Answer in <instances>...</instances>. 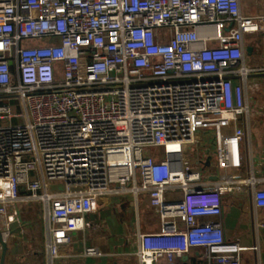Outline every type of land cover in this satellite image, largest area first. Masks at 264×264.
I'll return each mask as SVG.
<instances>
[{"label": "built area", "instance_id": "2783aa9c", "mask_svg": "<svg viewBox=\"0 0 264 264\" xmlns=\"http://www.w3.org/2000/svg\"><path fill=\"white\" fill-rule=\"evenodd\" d=\"M254 38L264 0H0V222L18 262L89 239L92 214L127 193L140 264H258L218 220L239 175L205 182L185 157L206 137L221 169L260 157L227 94ZM248 181L264 208V177Z\"/></svg>", "mask_w": 264, "mask_h": 264}, {"label": "crops", "instance_id": "0c3cea01", "mask_svg": "<svg viewBox=\"0 0 264 264\" xmlns=\"http://www.w3.org/2000/svg\"><path fill=\"white\" fill-rule=\"evenodd\" d=\"M239 67H244L247 74L244 77H231L227 94L233 100L244 101L248 105V113L240 120L246 134L245 154L253 152L260 157L255 161L249 160L239 168L225 170L218 165L211 168L213 164L210 159L205 160L204 156H201L205 168H211L215 177L204 178L203 173L201 175L205 182L219 180L224 174L239 175L233 192L223 199L222 215L218 220L222 224L226 239L238 241L243 245L259 246L257 261L260 264L264 262V229H261L260 224L264 221V208L255 207L252 194L254 187L248 179L257 177L260 180L264 177V38L245 41ZM210 140L209 138L208 141ZM206 154L210 155L208 151H205ZM127 204L121 195L110 196L90 218L94 222V228L89 239L86 238L89 234L87 230L75 231L71 234V242L68 245L55 247L51 255L40 261L24 263L14 259L21 251V244L18 248L17 243L15 247L12 245V254L9 255L7 264H140L136 256L139 240L136 232L135 202L127 215L129 217L124 215L128 211ZM108 215L111 226L106 230L100 222H104ZM88 247L95 248L97 254L88 255ZM193 260L196 261L195 264H204V260L195 253L190 256L191 263Z\"/></svg>", "mask_w": 264, "mask_h": 264}, {"label": "rangeland", "instance_id": "374dc122", "mask_svg": "<svg viewBox=\"0 0 264 264\" xmlns=\"http://www.w3.org/2000/svg\"><path fill=\"white\" fill-rule=\"evenodd\" d=\"M12 103L13 104L17 103V101H12ZM15 110L19 111L20 109L15 108ZM17 122H19V123L23 122V119L15 118L14 119V123H17ZM209 134H210L209 136H214V129L211 128L209 130ZM208 140H209V138L206 137L203 144H201V145H199L197 147L187 148L185 150V157L188 160L191 168L193 170H200L201 173H203V177L204 178H214L215 175L213 173H211V168H214L216 165H218V160H217V156H216V153H215L216 152L215 151V146L212 144L211 140L210 141H208ZM205 151H208L210 153V155L209 156H207V154L205 155ZM201 156H204L203 159H205V160L206 159H210L211 163L213 164L212 167L209 170H207L205 168L206 165H205L204 161L202 162V159H201L202 157ZM50 186L51 187H55L56 189H62V185L58 184V183H55V182L50 183ZM121 197L124 200V202L128 203L127 204V208H126V209H128V211H126V213L124 215H125V217H129L127 215H128V213L130 214V212L132 210V207L134 206L133 196L131 194L128 195L127 193H123L121 195ZM107 208L110 209L109 206H107ZM111 210H112V208H111ZM9 214L10 213H8V215ZM15 215L16 214H13L12 217H15ZM100 223H103V226H104L103 228L104 229H106V230L109 229L110 226H111L109 215L106 216V220L104 222H100ZM260 224L262 225L261 229H264V221L263 222L261 221ZM17 243H19L18 248H20V244H21L20 240H19L18 237L15 236L14 239H13V245H14L13 247H15L17 245ZM261 249H262V247H261ZM16 251H18V249ZM263 253H264V249H263ZM11 254H12V252H11ZM263 258H264V256H263ZM260 264H264V262H260Z\"/></svg>", "mask_w": 264, "mask_h": 264}, {"label": "water", "instance_id": "95a60500", "mask_svg": "<svg viewBox=\"0 0 264 264\" xmlns=\"http://www.w3.org/2000/svg\"><path fill=\"white\" fill-rule=\"evenodd\" d=\"M12 247L4 240L0 222V264H7Z\"/></svg>", "mask_w": 264, "mask_h": 264}, {"label": "bare ground", "instance_id": "6f19581e", "mask_svg": "<svg viewBox=\"0 0 264 264\" xmlns=\"http://www.w3.org/2000/svg\"><path fill=\"white\" fill-rule=\"evenodd\" d=\"M18 257H19V256H16V257L14 258V259H15V261H16V260H17V261H20V260H18Z\"/></svg>", "mask_w": 264, "mask_h": 264}, {"label": "trees", "instance_id": "16d2710c", "mask_svg": "<svg viewBox=\"0 0 264 264\" xmlns=\"http://www.w3.org/2000/svg\"><path fill=\"white\" fill-rule=\"evenodd\" d=\"M192 263H193V264H195V263H196V261H195V260H193V261H192Z\"/></svg>", "mask_w": 264, "mask_h": 264}]
</instances>
